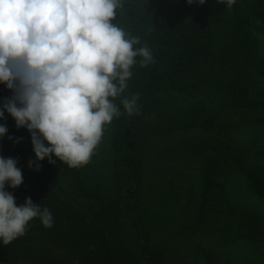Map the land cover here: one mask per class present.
<instances>
[{"label":"rangeland","instance_id":"1","mask_svg":"<svg viewBox=\"0 0 264 264\" xmlns=\"http://www.w3.org/2000/svg\"><path fill=\"white\" fill-rule=\"evenodd\" d=\"M246 1L251 3L253 0ZM172 2L175 9L189 6L187 0ZM212 2L217 5L211 4L210 10H205L208 25L216 17V7L220 8L219 25H226L235 5L245 8V0H235L231 8L226 3H218V0ZM160 5L164 4L155 5L152 0L142 4L143 26L151 25L152 18H157L156 12L164 8ZM256 11H250L248 24L239 36L251 48L254 60L251 58V64L245 65L248 71H243L241 67L236 77L239 89L255 99L264 98V20L255 15ZM193 14L195 16L197 11H193ZM217 28L212 31L216 35L210 37L216 42L218 30L219 34L228 31L227 27ZM246 50L249 54L248 48ZM173 60L175 57L172 53L164 58L162 56L156 65L157 73L162 75L167 71ZM227 62L225 58H217L216 54L210 53L190 62L192 71H198L202 78L205 75L210 77L205 80L206 84L211 83L207 95L171 88L155 94L150 100L149 109L141 115L143 144L139 150V184L129 181L124 187L121 185L116 172L111 121L104 126L102 139L89 162L77 168L75 178L59 173L62 188L58 189V183H53V188L63 195L74 191L84 207L95 204L100 208L101 202L106 205L119 202L124 206L121 239L129 237L133 243L139 240L145 242L150 234L153 245L165 253L167 264H239L234 262V251L222 245L228 236H234L232 231L235 229H245L247 233L264 228V203L257 198L247 197V194H251L248 192L251 177L259 181L264 178V158L255 156L258 151L264 150V111L247 121L240 117L231 119L221 116L220 113H229L221 112L226 101ZM217 79L220 82H216ZM6 91V85L0 84V110H3L5 100L13 95ZM4 117L0 119V125L6 126L7 133L0 137V157L17 160L16 166L22 172L19 188L44 184L52 174L48 158L38 161L41 165L39 171L34 170L35 164L30 168V159L36 160L30 133L26 128L17 129L15 120L6 111ZM231 124L238 128L230 130ZM246 153L255 160L254 168L260 166L262 172L251 177L247 175L240 181L238 179L235 187L228 186L224 178L228 164L233 161L232 157L242 158ZM246 158L249 159L248 156ZM246 168L251 171L249 166ZM216 171L222 174L220 179L215 178ZM134 190L137 191L136 195L132 194ZM231 213L236 214L232 217ZM240 213L245 215V219L239 216ZM34 222V219L29 221L31 224ZM214 227L217 234L213 231ZM201 230L212 236L202 234L204 238L201 239L196 234ZM33 234L26 247L33 255L30 254L19 264H89L81 252L65 246L53 233ZM259 241L256 234L253 241L251 238L246 240L245 245L250 246L254 257H244L240 264H261L263 255L259 253ZM7 246L0 241V264L8 262L10 251ZM199 248L203 251L201 255ZM218 251L224 254L220 257L211 254ZM206 256L210 258L206 259Z\"/></svg>","mask_w":264,"mask_h":264},{"label":"clouds","instance_id":"2","mask_svg":"<svg viewBox=\"0 0 264 264\" xmlns=\"http://www.w3.org/2000/svg\"><path fill=\"white\" fill-rule=\"evenodd\" d=\"M205 2L187 0L189 5ZM218 3L231 8L235 0ZM122 7V0H0V84L13 93L0 119L6 111L17 129L28 130L36 158L29 167L35 164V171L45 158L55 164L53 155L70 168L87 164L104 126L121 115L112 101L125 92L135 58H142L141 67L152 62L151 50L134 49L139 38H128L112 22ZM138 98L137 93L122 99L128 116L139 114ZM6 133L0 125V137ZM16 165V159L0 157V241L5 246L23 236L34 218L47 228L53 223L47 208L31 198L16 206L5 191L6 184L13 189L22 184Z\"/></svg>","mask_w":264,"mask_h":264},{"label":"trees","instance_id":"3","mask_svg":"<svg viewBox=\"0 0 264 264\" xmlns=\"http://www.w3.org/2000/svg\"><path fill=\"white\" fill-rule=\"evenodd\" d=\"M148 0H122L123 7L117 10L116 18L112 21L121 27L128 38L138 37L140 44L134 45L135 48L147 46L151 50L153 57L146 67L140 66L141 57H136V63L132 66V76L127 81V88L124 93L116 97L112 102L119 108L121 115L114 117L112 146L115 156L116 172L124 187L126 182L136 181L140 183V153L139 150L143 144L141 115L149 109V102L155 94L169 90L171 88L178 89L187 93H210L211 83L206 84L205 80L210 78L205 75L200 77L198 71H192L190 62L198 60L202 56L216 54L217 58H225L228 62V72L226 73V101L223 105L221 116H228L231 119L241 118L247 121L251 116L264 111V98H252L239 89L237 79L238 71H248L246 64H251L252 50L248 44L243 42L239 36L243 32V27L248 24V16L250 11L256 9L255 15L264 20V0H253L251 3L245 0V8L235 5L234 12L230 15L226 25H219L218 19L221 14L220 8L216 7V17L206 23L205 10H210V5H217L210 0H206L204 5L193 3L188 8L175 9L172 0H152L155 5L164 4L161 10L157 11V18H152L151 25L143 26L141 24L143 12L142 4ZM181 4V3H180ZM244 6V5H243ZM193 11L197 14L194 16ZM173 14L171 17L169 15ZM225 18H223L224 20ZM227 27V32L219 34L218 42L210 37L214 29ZM210 33V36H208ZM202 42L204 44H202ZM245 43V44H244ZM248 52L247 53V48ZM173 54L175 60L171 66L162 75L157 73L156 65L163 56L167 57ZM234 64V65H233ZM235 64H239L238 66ZM264 75V71H262ZM220 82V80H216ZM218 87V86H216ZM215 87V88H216ZM8 94H13L7 89ZM139 94L137 105L139 114L128 116L121 103L125 97L131 98L135 94ZM111 99V98H110ZM224 126H227L226 124ZM230 130L237 129V125L231 124ZM231 135V132H229ZM46 143V142H45ZM47 146V144H46ZM210 148V147H209ZM249 157L247 159L246 157ZM255 156L264 158V150L258 151ZM234 158L228 164L225 180L228 186L235 187L238 182L247 175L259 174V167L254 168L255 160L250 159V155L246 153L244 157ZM255 158V157H254ZM55 164H51L52 174L44 184L38 183L32 187L26 188H10L5 186V191L14 196L16 206L25 203L26 198H31L34 204H38L41 209L47 208L53 217V223L50 228L44 227L39 217L34 218L36 222L28 223L25 234L15 239L7 246L10 251L8 262L6 264H19L20 261L26 259L31 251L26 249L28 240L34 235H43L47 232L57 236L65 246L73 251H79L84 260L89 264H167L165 261V253L153 245L150 234L147 235L146 241L131 242L129 237L121 239V227L124 206L119 202L114 204L100 203V208L92 204L88 207L80 205L79 198L74 195V191L65 195L59 192L62 188L58 174H64L69 178H75L77 168H70L67 164L59 161L54 155ZM248 161H246V160ZM245 160V161H244ZM246 166L251 168L249 172ZM262 172V171H261ZM222 174L216 171L215 178L220 179ZM264 177V176H263ZM264 178L262 181L251 177L248 184L251 194H247L248 198H257L259 202L264 203ZM58 183V189H54L52 184ZM244 185V183H243ZM246 185V184H245ZM244 185V186H245ZM229 187V188H230ZM239 192V191H237ZM137 191H132L136 195ZM84 194V193H81ZM80 194V195H81ZM224 201V200H223ZM129 202V207H131ZM219 213V212H218ZM236 213H231L235 216ZM215 215H217L215 213ZM242 219L244 214L240 213ZM234 220V219H233ZM241 220V219H240ZM261 222V220H260ZM27 227H30L28 229ZM233 229V228H232ZM140 232V228L137 227ZM196 231L198 235L212 236L211 233H202ZM213 231L216 233L215 227ZM149 233V232H148ZM217 234V233H216ZM233 237L228 236L225 249L234 251V262L240 264L243 258L252 259L254 253L250 246L245 245L246 240L253 236L259 237V253L263 255L261 264H264V228H258L255 231L247 232L245 229H235L232 231ZM231 235V232L229 233ZM204 238L201 236V239ZM257 240V237H255ZM262 240V242H261ZM245 241V242H243ZM250 243V242H248ZM203 253L199 248V255ZM221 251L211 253L220 257ZM210 256H206V259Z\"/></svg>","mask_w":264,"mask_h":264}]
</instances>
